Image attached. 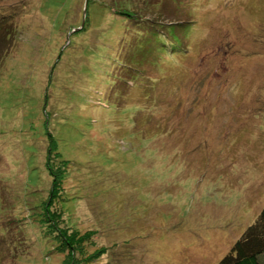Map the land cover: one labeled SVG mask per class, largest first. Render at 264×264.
I'll return each mask as SVG.
<instances>
[{"label":"rangeland","instance_id":"obj_1","mask_svg":"<svg viewBox=\"0 0 264 264\" xmlns=\"http://www.w3.org/2000/svg\"><path fill=\"white\" fill-rule=\"evenodd\" d=\"M114 1L0 0V264H219L264 209V0Z\"/></svg>","mask_w":264,"mask_h":264},{"label":"trees","instance_id":"obj_2","mask_svg":"<svg viewBox=\"0 0 264 264\" xmlns=\"http://www.w3.org/2000/svg\"><path fill=\"white\" fill-rule=\"evenodd\" d=\"M147 1L148 0H145L146 3H151L150 1L148 2ZM113 3L114 4H111V3L110 4L115 7L114 10L118 11L122 15H125V20L128 21L129 18H133L134 20L136 15L131 13L128 10V8L124 9L126 5L123 1L115 0ZM89 4H90V0L88 2V5ZM87 10H89V6ZM1 15H4V16H1V19H6L8 17L7 14H1ZM88 19H89V16H88ZM3 21L0 22V32L1 30H5V32H7L9 30L8 28L7 30L5 29V26L7 25V23H3ZM135 22H138V21H135ZM55 225L56 223L53 226ZM50 230H53V229H50ZM71 240H72L71 238H66L65 242H67V244H70ZM219 264H264V209L259 215L256 222L245 231L241 239H239L234 244L231 251L220 261Z\"/></svg>","mask_w":264,"mask_h":264}]
</instances>
